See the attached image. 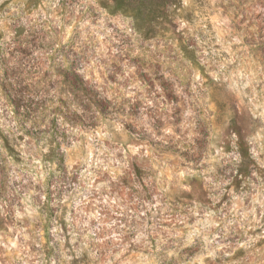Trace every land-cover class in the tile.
Wrapping results in <instances>:
<instances>
[{"label":"rangeland","instance_id":"1","mask_svg":"<svg viewBox=\"0 0 264 264\" xmlns=\"http://www.w3.org/2000/svg\"><path fill=\"white\" fill-rule=\"evenodd\" d=\"M132 1L115 0L111 14L131 16L139 42H99L97 50L106 49L102 56L108 59L91 67V61H81L83 74L53 66V47L62 46L56 42L59 30L31 22L41 0L0 5V40L7 30L17 42L7 55L0 47V108L8 104L0 111L7 138L0 139V264H52L57 258L88 264L79 243L88 237L107 247L116 264H264V185L245 184V168L225 176L231 165L213 161L215 171H209L215 149L206 159L183 142L192 135L189 109L202 113L205 103L209 110L231 103L223 140L237 130L245 135L249 108L264 103V0H153L151 9ZM78 3L60 0L54 11L62 21L75 17ZM8 4L19 14L6 18ZM67 23L66 34L74 30ZM70 55L64 47L61 56ZM227 61L229 76L235 72L238 78L243 67L260 86L244 89L243 98L232 91L226 98L209 87L218 65ZM230 83L224 82L225 90ZM81 105L85 111H75ZM129 131L139 134L138 143H125ZM245 145L249 154L264 142ZM222 147L232 150L230 143ZM137 152L147 165L137 159L118 182L100 187L116 172L102 162H110L113 153L126 160ZM196 161L199 168L191 166ZM149 167L163 185L145 182ZM130 178L138 187L130 186ZM222 178V190L210 196L209 180ZM193 226L202 234L188 242ZM146 234V243H129Z\"/></svg>","mask_w":264,"mask_h":264},{"label":"clouds","instance_id":"2","mask_svg":"<svg viewBox=\"0 0 264 264\" xmlns=\"http://www.w3.org/2000/svg\"><path fill=\"white\" fill-rule=\"evenodd\" d=\"M5 0H0V5H3ZM115 3V0H79L78 5L76 6V16H66L62 21L59 16L56 15V11L60 8V0H41L39 7H37L31 17V22L37 26H42L46 30L55 27L59 30L58 41L62 46L53 47L52 57H53V66L59 69L63 67L70 72L78 71L80 74L84 73V65L81 64V61L87 63L91 61V64H88V67L93 65L99 66L102 59H108L106 55L102 56V52L106 49L99 47V42H102L105 45L116 44L121 47L127 45V47H134L138 43L137 33L135 31V20L131 16L125 17L121 12H117L114 15L111 14L110 6ZM11 9V11H9ZM6 18L13 16V14H19L13 5L8 4L5 8ZM47 21L48 23H44ZM68 21L72 22V29L68 34L65 33L64 28L68 27ZM11 22V21H9ZM79 25L77 28L76 26ZM83 32L82 36L78 37L79 32ZM15 32L5 30V35L3 40H0V47L4 48L5 55L10 53L13 49L17 47V42L13 40ZM27 36V33H25ZM54 39L53 37H49ZM131 38V39H129ZM64 41L67 43L64 44ZM21 46H27L24 41L19 42ZM64 47H67L71 55L70 56H61ZM121 48L112 49L113 57L115 54L120 52ZM57 57L60 58L61 63L57 64ZM225 64H231V61H227L218 65L216 74L212 80L209 81V87L219 88V91L224 93V96L228 98L229 91L236 92L241 98L248 95L244 92V89L249 88L250 86H260V80H257L250 73L241 67L239 70V77H236V73L232 72V75L229 76L225 72ZM13 66H15L13 64ZM211 67V66H209ZM233 68L236 66L233 65ZM231 71V69H229ZM261 79H264V73L260 74ZM231 80V83L228 86V90H225L223 84L225 81ZM261 92L264 93V86H261ZM252 99H255V95H252ZM250 103V101H249ZM240 105L244 104V100H240ZM257 108L264 109V103L253 105L249 108L250 124L249 129H246L245 135H238V130L226 134L223 136V140L219 138V135L222 134V129L228 128V121L231 119V113L234 111L232 104L229 103L227 108H221L219 105L215 109L209 110L208 104L205 103L203 112L197 108L196 111L189 109L185 115L192 117V123L189 127V131L192 133L190 137H187L183 142L187 143L192 154L199 156L201 152L205 155L206 159L209 153L215 149L216 155L212 157L211 160H208V170L215 171L213 167V161L216 166L223 164L231 165L226 169L225 176H229L237 168H245L248 175L245 176V184H254L259 182L264 185V147L255 148L253 147L250 150L249 154H245V141L248 144H257L264 142V111H257ZM8 109V104L5 101L3 108H0V111ZM77 112H84L85 109L83 105L75 108ZM8 115L11 116V109L8 110ZM16 121H12L13 130ZM28 127L31 128V123L28 124ZM254 133V134H253ZM140 136L136 132H128L127 140L125 143H138ZM194 141H199L197 145ZM224 143H230L232 145L231 152L225 153L223 151L222 145ZM207 144V150L203 145ZM139 160L142 166L147 165V159L145 158L142 152H137L135 156H129L126 160L121 158L117 159L115 153L112 155L110 162L101 163V167H112L116 169V172L106 180L105 183L101 184V188H107L112 181H119V178L126 174V171L129 169V166L132 162ZM78 162V161H77ZM183 162V161H182ZM197 168L200 167L199 161L194 162L193 165ZM188 167V165H186ZM98 175L103 176V172H100L99 169H94ZM148 174L150 179L146 178V183L152 187L153 181H159L163 185V181L160 180L155 175V172L149 167ZM199 175V173H196ZM192 175V173L186 172V176ZM226 181L222 178L219 183L212 184L211 179L209 183L211 188L209 189V195H212V192L215 189L223 188V184ZM130 186L135 188L138 187L139 182H133L130 178ZM166 191V189H163ZM215 199V197H213ZM206 227H211V225H205ZM202 234V229L197 230L194 226L190 229L188 236V242L192 241L193 236H199ZM175 236V232L172 233ZM147 242V234L136 240H130L129 243H135L140 245ZM77 242L74 240L73 244ZM81 247V252H87L89 254L88 264H116V257L113 256L112 252L108 251L107 247L103 246L101 242L95 237H88L83 241L79 242ZM163 243V241L161 242ZM179 241H177V246ZM174 254V252H173ZM111 257V259H108ZM71 259V257H67ZM52 264H63L61 258H57L52 262Z\"/></svg>","mask_w":264,"mask_h":264},{"label":"trees","instance_id":"3","mask_svg":"<svg viewBox=\"0 0 264 264\" xmlns=\"http://www.w3.org/2000/svg\"><path fill=\"white\" fill-rule=\"evenodd\" d=\"M132 3H133V4L136 3V5H137L138 7H142V6H143V7H146V8L149 7V9H151L152 6L154 5V4H153V0H136V2H135V0H133ZM0 139H2L3 141H7V138L4 137V135L2 134L1 131H0ZM246 153H247V150H245V154H246Z\"/></svg>","mask_w":264,"mask_h":264}]
</instances>
